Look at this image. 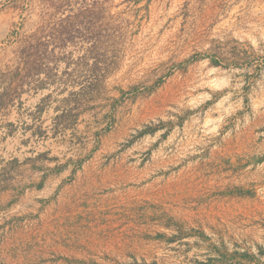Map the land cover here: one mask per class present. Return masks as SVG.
Here are the masks:
<instances>
[{
	"label": "rangeland",
	"instance_id": "rangeland-1",
	"mask_svg": "<svg viewBox=\"0 0 264 264\" xmlns=\"http://www.w3.org/2000/svg\"><path fill=\"white\" fill-rule=\"evenodd\" d=\"M257 112L264 0H0V264H264Z\"/></svg>",
	"mask_w": 264,
	"mask_h": 264
},
{
	"label": "crops",
	"instance_id": "crops-1",
	"mask_svg": "<svg viewBox=\"0 0 264 264\" xmlns=\"http://www.w3.org/2000/svg\"><path fill=\"white\" fill-rule=\"evenodd\" d=\"M261 1V0H257ZM257 113H251L248 117L246 123L240 129V138L238 134L235 133L234 138V147L238 150L240 149V158L244 157L250 163H256L257 168L262 171L255 175H251L252 178H255L258 181L264 180V118L259 119ZM244 149V151H243ZM246 160L241 162H246ZM256 216L257 212H260L262 218H264V203L262 206H259L258 199L256 200ZM258 203V206H257ZM252 219V218H251ZM258 220V218H257ZM250 231L253 232V229H256L255 237L251 235L250 244L255 249L253 251V261L258 262L264 260V256L261 255L259 250L264 252V224L256 227L252 225L249 227Z\"/></svg>",
	"mask_w": 264,
	"mask_h": 264
},
{
	"label": "built area",
	"instance_id": "built-area-1",
	"mask_svg": "<svg viewBox=\"0 0 264 264\" xmlns=\"http://www.w3.org/2000/svg\"><path fill=\"white\" fill-rule=\"evenodd\" d=\"M252 1H255L256 3L258 2L257 0H252ZM233 2H234V0H233ZM236 3H237V1H236ZM235 4V3H234ZM238 7V6H237ZM236 15H240V13H238V14H236Z\"/></svg>",
	"mask_w": 264,
	"mask_h": 264
}]
</instances>
